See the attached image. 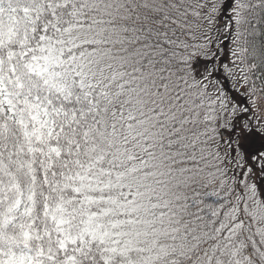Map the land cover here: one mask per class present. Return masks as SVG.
Segmentation results:
<instances>
[{
  "label": "snow or ice",
  "instance_id": "snow-or-ice-1",
  "mask_svg": "<svg viewBox=\"0 0 264 264\" xmlns=\"http://www.w3.org/2000/svg\"><path fill=\"white\" fill-rule=\"evenodd\" d=\"M0 264H264V0H0Z\"/></svg>",
  "mask_w": 264,
  "mask_h": 264
}]
</instances>
